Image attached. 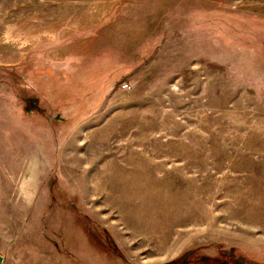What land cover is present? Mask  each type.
<instances>
[{
    "label": "rangeland",
    "instance_id": "rangeland-1",
    "mask_svg": "<svg viewBox=\"0 0 264 264\" xmlns=\"http://www.w3.org/2000/svg\"><path fill=\"white\" fill-rule=\"evenodd\" d=\"M0 264H264V0H0Z\"/></svg>",
    "mask_w": 264,
    "mask_h": 264
},
{
    "label": "water",
    "instance_id": "water-1",
    "mask_svg": "<svg viewBox=\"0 0 264 264\" xmlns=\"http://www.w3.org/2000/svg\"><path fill=\"white\" fill-rule=\"evenodd\" d=\"M1 259H2V257L0 256V263H1Z\"/></svg>",
    "mask_w": 264,
    "mask_h": 264
}]
</instances>
